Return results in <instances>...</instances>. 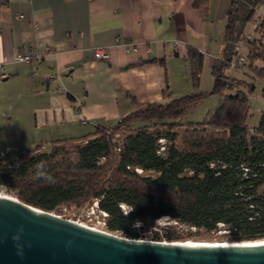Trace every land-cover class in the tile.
<instances>
[{
    "label": "trees",
    "instance_id": "16d2710c",
    "mask_svg": "<svg viewBox=\"0 0 264 264\" xmlns=\"http://www.w3.org/2000/svg\"><path fill=\"white\" fill-rule=\"evenodd\" d=\"M261 1L232 0L210 92L169 100L165 83L167 102L139 106L113 127L55 141L46 152L39 145L15 160L0 157V189L56 215L61 207L96 203L106 214V230L129 239H138L134 224L167 218L207 232L225 226L232 243L264 240V109L250 129L248 99L241 89L251 93L253 87L227 76L235 46L254 23ZM193 7L207 15L205 1ZM253 32L256 38L246 43L248 69L263 77L264 70L254 63L264 64V19ZM156 62L165 68L163 59ZM187 63L197 90L203 56L189 49ZM213 95L222 96V105L212 119L182 122L192 107ZM160 141L166 142L163 151Z\"/></svg>",
    "mask_w": 264,
    "mask_h": 264
},
{
    "label": "crops",
    "instance_id": "0c3cea01",
    "mask_svg": "<svg viewBox=\"0 0 264 264\" xmlns=\"http://www.w3.org/2000/svg\"><path fill=\"white\" fill-rule=\"evenodd\" d=\"M197 1L207 3L205 17ZM231 2L0 0V135L32 150L41 144L30 141L82 138L139 106L183 97L192 91L188 50L203 56L202 70L211 75ZM26 47L50 54L15 62ZM96 48L109 60L95 59ZM162 59L165 68L156 62Z\"/></svg>",
    "mask_w": 264,
    "mask_h": 264
},
{
    "label": "water",
    "instance_id": "95a60500",
    "mask_svg": "<svg viewBox=\"0 0 264 264\" xmlns=\"http://www.w3.org/2000/svg\"><path fill=\"white\" fill-rule=\"evenodd\" d=\"M0 264H264V245L126 239L0 196Z\"/></svg>",
    "mask_w": 264,
    "mask_h": 264
},
{
    "label": "rangeland",
    "instance_id": "374dc122",
    "mask_svg": "<svg viewBox=\"0 0 264 264\" xmlns=\"http://www.w3.org/2000/svg\"><path fill=\"white\" fill-rule=\"evenodd\" d=\"M261 19H264V0L260 2L256 9L254 23L248 24L245 28V34L250 36V39H255V35L253 32V27L256 23H258ZM240 43V42H239ZM261 45L264 46V39L261 42ZM249 45L244 44L242 47V52L245 55L246 63L244 69L232 70L229 69L227 71V76L230 79L236 80L238 82L244 83L246 85L252 86L253 91L250 93L247 89L242 88L241 92L247 95L248 104L250 108V118L248 120V125L250 129H253L257 126L258 121L260 119V112L264 109V76L260 77L255 72L248 69V53ZM254 66L258 69L264 70V64L257 61L254 63ZM189 72V71H188ZM190 77V72H189ZM202 80V88L201 90H196L192 86V91L186 93V95L193 94L194 92L208 93L210 92L213 79L207 69L201 70L200 80ZM191 82V78H190ZM192 84V83H191ZM209 90V91H208ZM181 92V91H180ZM185 94V93H182ZM222 105V96L213 95L207 96L198 102L194 107H192L185 115L182 117L183 123H200L204 120H210L214 117L220 106ZM139 125V124H138ZM134 127L137 124L132 125ZM5 125L0 126L4 128ZM8 136V135H7ZM34 144H41V148L43 151H49L51 148L50 141H45L41 139H36ZM35 144V145H36ZM161 149L163 151L166 145L165 141H160ZM29 145L24 143V141L20 140H8L5 139L4 136L0 135V155H2L7 160H15L18 158L22 151L29 150ZM9 149L6 150V148ZM16 194V192H14ZM13 192H9L5 189H0V196H6L9 198H15V194ZM59 217L64 219L73 221L75 223L81 224L83 226H87L92 229H96L98 231L107 232L105 227L106 218L102 215V213L97 209L96 203H92L81 208L76 207H61L59 209ZM138 227H134L136 232L138 233V239L141 241H154V242H186L189 244H195L200 242L205 243H214V244H223V243H232L231 237L229 235V230L227 227L219 225L217 229L213 232H207L204 230H199L195 228H191L188 226L180 225L173 220L162 218L154 223H137ZM117 235L122 238L129 239L125 237L121 232L111 233ZM171 237L172 241H167L166 237Z\"/></svg>",
    "mask_w": 264,
    "mask_h": 264
},
{
    "label": "built area",
    "instance_id": "2783aa9c",
    "mask_svg": "<svg viewBox=\"0 0 264 264\" xmlns=\"http://www.w3.org/2000/svg\"><path fill=\"white\" fill-rule=\"evenodd\" d=\"M249 40H250V36L248 34H245L241 38L240 43H238L235 46V50H234L235 55L231 62L232 70H238L246 63V58L242 52V47L244 44L248 43ZM49 54H50V51H47V50L26 47L15 56L14 61L17 63H24V64H28L32 62H39V61L44 60ZM93 55H94V58L97 60H101V61L109 60V54L104 52L100 48L93 49ZM102 215L106 218L105 213H102Z\"/></svg>",
    "mask_w": 264,
    "mask_h": 264
},
{
    "label": "bare ground",
    "instance_id": "6f19581e",
    "mask_svg": "<svg viewBox=\"0 0 264 264\" xmlns=\"http://www.w3.org/2000/svg\"><path fill=\"white\" fill-rule=\"evenodd\" d=\"M84 227H87V226H84ZM173 243H175V245L196 246V247H200V246H260V245H264V240L255 241V242H246V243H223V244H214V243H205V242H200V243H195V244H189L186 242H173ZM233 244H235V245H233Z\"/></svg>",
    "mask_w": 264,
    "mask_h": 264
},
{
    "label": "clouds",
    "instance_id": "9594fccd",
    "mask_svg": "<svg viewBox=\"0 0 264 264\" xmlns=\"http://www.w3.org/2000/svg\"><path fill=\"white\" fill-rule=\"evenodd\" d=\"M40 175H43V173L41 172V173H39ZM50 179V178H49ZM134 227H138L139 226V224H134L133 225Z\"/></svg>",
    "mask_w": 264,
    "mask_h": 264
}]
</instances>
